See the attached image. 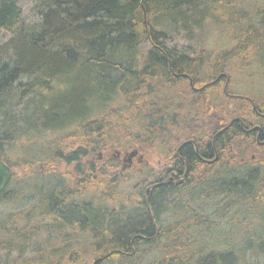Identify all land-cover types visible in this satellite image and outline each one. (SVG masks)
I'll return each mask as SVG.
<instances>
[{"label": "trees", "instance_id": "1", "mask_svg": "<svg viewBox=\"0 0 264 264\" xmlns=\"http://www.w3.org/2000/svg\"><path fill=\"white\" fill-rule=\"evenodd\" d=\"M201 5L229 6L223 0H44L38 23L27 28L17 1L0 0V31L9 36L0 47V161L11 168L0 205L27 204L0 214V251H6L0 264H74L82 250H91L93 262L132 264L140 246L156 254L150 264H264L259 97L240 94L229 77L194 91L203 84L202 57H188L189 47L164 46L175 23L196 22ZM249 11L248 30L245 21L229 23L254 60L247 77L264 69V10ZM237 55H219L204 79L227 74L230 61L242 59ZM72 138L75 145L64 143ZM190 140L197 155L190 144L178 150L188 173L167 183L171 171L182 173L175 153ZM107 147L136 150L142 158L155 154L173 170L143 168L131 195L123 193L130 182L124 171L84 193L93 183L84 184L81 164ZM73 164L72 176L59 172ZM35 165L46 171L21 177L12 171Z\"/></svg>", "mask_w": 264, "mask_h": 264}, {"label": "rangeland", "instance_id": "2", "mask_svg": "<svg viewBox=\"0 0 264 264\" xmlns=\"http://www.w3.org/2000/svg\"><path fill=\"white\" fill-rule=\"evenodd\" d=\"M18 7L21 12L22 17V23L24 26L31 27L38 23L39 21V13L41 12L40 7L44 0H16ZM223 0V2L228 3L229 6H226L223 11H218L215 7L209 8L212 9L211 11H208V9H203L202 5L200 6V15L197 17L196 22L193 23L191 21L186 20V27L183 28V23L180 22L175 23V28L171 30V33L169 35V39L165 41L164 46L166 48L176 47L178 48H186L189 47L192 50V53L188 54L187 56L195 59L198 57H202L201 63L203 64L202 70L200 71L201 74L198 75V79H201L202 87H205L206 85H209L213 82H216V80L223 77V79H226L229 77L230 80H233L232 86L233 88L239 92L240 94L246 95V91L250 90L256 93V96L258 95L259 98H256L259 100V103L262 104V107L264 109V69H260L256 73V75H253L251 77H247L245 71H252V69L255 68L254 60L252 61V57H247L246 54H243L244 52L241 51L239 38L234 36V33L237 31V29H234V33L232 35V29L230 28L229 23H233L235 20L240 21H246L245 26L242 27L244 31L249 29L248 26V18L250 16L249 8L253 9L254 11L256 9L264 10V0ZM210 5V3H207ZM255 5L252 7V5ZM211 6V5H210ZM228 7V8H227ZM241 18H244L241 20ZM146 22V21H145ZM149 22L152 25L154 22V18H149ZM149 22L147 20L146 29L148 30ZM242 23V22H241ZM195 24V25H194ZM264 25V21H263ZM153 29L157 32H160V30L156 29V27ZM263 29V28H262ZM185 31V32H184ZM189 32L187 35L186 33ZM262 35H264V30H262ZM188 38H194V41H189ZM9 39V36L4 34L0 31V47L2 46L5 41ZM145 49L148 48V44H144ZM235 51V52H234ZM244 51V50H243ZM242 52V53H241ZM193 54V55H192ZM223 54H231V55H237L241 56L242 59L238 57V60H231L230 64H228L225 69L227 70L225 74L222 72V74H219L216 76V79H213L215 77H212L210 80L204 79L206 75V71L209 68V65L213 63L214 59L220 57L219 55ZM264 56V53L262 54ZM195 56V57H194ZM247 57V58H246ZM246 58V60L244 59ZM240 59V60H239ZM211 71V70H210ZM204 74V75H203ZM254 74V73H253ZM213 75V73H212ZM202 76V78H201ZM250 79V81L248 80ZM229 81V80H228ZM251 84H250V83ZM225 81L223 80L221 85H224ZM234 83V85H233ZM244 91V92H243ZM240 96V95H237ZM247 96V95H246ZM255 110V108H254ZM256 111V110H255ZM258 116H261V114H258ZM77 142V139H70L66 140L64 142L65 144H74ZM119 147H107L105 150H97L95 151L90 157L85 158L84 164L82 163L81 166L83 167V170L85 172L84 174V184H92V186H87L86 190L83 188L84 193L88 192H96L98 190L97 186H100L101 183L99 182V179L101 178H108L109 176H114V174H118L121 171H124L123 175L129 176V179L127 180V184L129 182V186L126 188H122L124 191L123 193L130 194L133 193L135 190L132 189V186L136 184L138 179L136 180V177L139 178L142 174L143 168H150L154 171H159L166 167L168 165V160H163L159 156L155 154H144L143 160L140 164H138L137 157L132 158V161L130 164L127 162H123V158L126 156L127 153H129L132 149H124L120 151L121 149H117ZM14 153V149H12ZM120 152L119 159H116L117 152ZM18 153V152H16ZM254 153V152H248L247 155ZM6 157H12V155ZM252 158L254 156H251ZM5 158V156H3ZM113 161V162H112ZM90 162V163H87ZM124 166L123 168V165ZM92 165L94 168V172L89 173V167ZM75 164L70 166H61L59 168V172L61 174H66V176H72V172L75 168ZM34 170H29L28 172H25L23 169L18 167H13L14 175L17 177L26 176L28 174H31V171H34L36 175H41L42 172H45L46 169L42 165H35L33 167ZM145 172V171H144ZM87 174L90 178L87 177ZM80 179H77L75 182H77ZM47 180H44V183H46ZM48 183V182H47ZM46 183V185H47ZM73 183V182H72ZM145 188H140L141 190ZM136 199V198H135ZM27 206L26 203L22 204L21 206H9L7 204H1L0 205V214L4 215L6 213H12L20 211L22 208H25ZM179 213L175 211L173 214H167L166 217L162 218V222L164 224L171 223L172 220H174L173 217H177ZM82 239L86 240L85 235L80 236L79 240ZM58 242V240H57ZM98 247H101L98 246ZM153 249L147 247V246H140L137 252L136 257L133 260L132 264H150L155 261V258L157 257L153 251ZM6 251H0V256L5 255ZM82 255H75V262L74 264H91L93 262L94 256L91 252V250H82ZM29 255V252L26 254V256ZM98 256H102L101 254ZM99 258V257H98ZM105 260H101L99 264H105ZM108 263V262H107ZM110 264H114V261H110ZM66 264V263H63Z\"/></svg>", "mask_w": 264, "mask_h": 264}, {"label": "water", "instance_id": "3", "mask_svg": "<svg viewBox=\"0 0 264 264\" xmlns=\"http://www.w3.org/2000/svg\"><path fill=\"white\" fill-rule=\"evenodd\" d=\"M251 131L260 132V128L259 127H254ZM258 137L259 136H257V138ZM136 156H137V151L136 150L130 151L123 158V162H127L128 164H130L131 161H132V158H134ZM142 160H143L142 156H138V158H137L138 163H141ZM215 160L216 159H214V161ZM183 161L186 164V170H185V173L182 176L184 178L186 176V174L188 173V166H187V162L185 160H183ZM211 162H213V161H211ZM10 176H11V168L8 165H6L3 161H0V192H2L5 189V187L7 186L8 182L10 180ZM172 177L176 179L178 176L172 174ZM155 186H158V184L150 185L149 187L146 188V191L152 189ZM97 262H98V260H95L92 264H97Z\"/></svg>", "mask_w": 264, "mask_h": 264}, {"label": "flooded vegetation", "instance_id": "4", "mask_svg": "<svg viewBox=\"0 0 264 264\" xmlns=\"http://www.w3.org/2000/svg\"><path fill=\"white\" fill-rule=\"evenodd\" d=\"M214 84V83H213ZM191 85V84H190ZM206 86H208V85H206ZM194 91H201V88H199V89H196V90H194ZM186 144H190V145H192L193 146V151H194V153H195V155H197V146L195 145V143H194V141L193 140H190L189 142H184V143H182L179 147H178V149L176 150V153H175V155L177 156V158H179V160H181L182 162H183V165H184V169H183V171H182V173H179V172H176L175 173V171L173 170V168H172V164H170V162L168 161V165L166 166V167H164V168H166V169H172L173 171H171V173H170V176H168L167 177V179H166V181H167V183H170V179H173V181L175 182V183H179V182H182V176H183V174H184V172H185V169H186V166H185V163H184V161H183V158H181L180 156H179V153H178V150H180L183 146H185ZM211 144H212V147H213V150H214V139L212 140V142H211ZM116 159H119V154H117V156H116ZM187 162V161H186ZM187 166H188V163H187ZM124 168V167H123ZM189 168V167H188ZM176 170V169H175ZM175 173L176 175H177V173H179L180 175H178V177L175 179V178H173L172 177V173ZM85 190H86V187H85ZM154 227H156V224L154 223ZM157 228V227H156ZM100 246V245H99ZM98 259V258H97Z\"/></svg>", "mask_w": 264, "mask_h": 264}, {"label": "bare ground", "instance_id": "5", "mask_svg": "<svg viewBox=\"0 0 264 264\" xmlns=\"http://www.w3.org/2000/svg\"><path fill=\"white\" fill-rule=\"evenodd\" d=\"M146 18V17H145ZM246 22V21H245ZM146 32H147V34H148V31L146 30ZM190 50V49H189ZM249 50V49H248ZM191 55V54H190ZM193 55V54H192ZM195 57V56H194ZM227 57V56H226ZM230 57V56H229ZM212 78V77H211ZM214 79V78H213ZM196 84V83H195ZM168 85V84H167ZM194 87V86H193ZM198 93V92H197ZM124 94V93H123ZM182 94V93H181ZM194 94V93H193ZM179 95V94H178ZM186 95V94H185ZM181 97V96H180ZM223 100V99H222ZM244 100V99H243ZM112 101V100H111ZM231 101V100H230ZM233 103V102H232ZM177 104V103H176ZM227 104V103H226ZM234 105V104H233ZM239 110V109H238ZM246 111V110H245ZM149 112V111H148ZM163 112H164V110H163ZM241 113V112H240ZM256 113V112H255ZM248 114V113H247ZM237 115V114H236ZM251 115H253V114H251ZM262 115V114H261ZM232 117V116H231ZM175 118H176V116H175ZM223 122V121H222ZM222 130V129H221ZM220 130V131H221ZM162 134V133H161ZM260 135V134H259ZM249 138V137H248ZM201 151V150H200ZM138 152V151H137ZM199 156V155H198ZM183 160H185V159H183ZM180 161V160H179ZM186 161V160H185ZM185 163V162H184ZM212 163V162H211ZM185 166H186V164H185ZM186 170V169H185ZM185 173V172H184ZM172 174H174V175H176L174 172L172 173ZM178 176V175H177ZM154 185V184H153ZM15 192V191H14ZM13 192V193H14ZM145 201H146V199H145ZM186 207V206H185ZM182 230V229H181ZM146 239V238H145ZM97 260V259H96ZM99 261V260H98ZM103 261V260H102Z\"/></svg>", "mask_w": 264, "mask_h": 264}]
</instances>
